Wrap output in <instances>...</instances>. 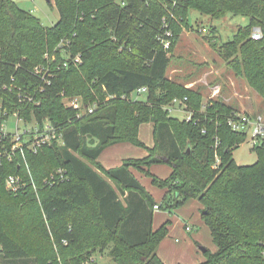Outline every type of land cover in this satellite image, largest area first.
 <instances>
[{
    "label": "trees",
    "instance_id": "obj_1",
    "mask_svg": "<svg viewBox=\"0 0 264 264\" xmlns=\"http://www.w3.org/2000/svg\"><path fill=\"white\" fill-rule=\"evenodd\" d=\"M173 2L55 0L60 19L48 28L14 0H0V103L8 115L49 123L63 136L37 154L27 152L26 162L21 157L4 161L0 256L5 264H87L110 246L113 264H164L157 251L171 221L153 230L155 200L131 168L169 190L160 209L177 210L190 200L203 204L202 219L217 251L206 250L200 264H264V142L253 149L256 164L238 165L233 152L247 136L227 125L236 111L217 100L204 107L200 91L168 77L179 34L194 29L193 12L211 21L242 16L248 24L223 45L214 25L200 35L264 99V0ZM163 18L175 35L168 50L159 41ZM256 26L263 38L254 41ZM64 40L69 46L62 52L56 47ZM140 88L148 89L147 101L131 98ZM19 94L33 102H21ZM64 97H81L86 106L96 102L98 108L79 117ZM185 98L193 112L190 122L165 109ZM150 123L153 149L139 139L140 126ZM120 143L145 148L149 156L104 170L96 160ZM5 149L9 141L0 142V152ZM159 164L172 167L167 180L144 170ZM60 169L68 179L45 187V179ZM10 175L33 178L38 192L28 187L9 193L5 178Z\"/></svg>",
    "mask_w": 264,
    "mask_h": 264
},
{
    "label": "rangeland",
    "instance_id": "obj_2",
    "mask_svg": "<svg viewBox=\"0 0 264 264\" xmlns=\"http://www.w3.org/2000/svg\"><path fill=\"white\" fill-rule=\"evenodd\" d=\"M14 1L19 8L31 13L40 20L45 27H54L60 19L59 11L57 7L54 6L55 0H50L51 5L47 0ZM190 19L194 25V29H186L179 34V41L171 55L172 60L168 70V77L176 83L184 84L185 88H187L186 84L196 82L194 88L187 89L200 91L203 96V102L205 99L209 104L216 100L222 101L236 112L243 111L255 117L260 115L264 119V99L262 96L249 86L246 79L238 77L229 64L224 62L220 54L204 40L202 35H200V29L206 28L209 30V28L214 25L218 36L221 38L220 45H223L234 38L240 25L245 26L248 24V19L242 16L232 17V15H228L224 20L211 21L210 18L202 17L196 12L191 14ZM56 48L59 49L60 45H57ZM66 54L63 56L67 58L69 54ZM40 67L46 70L45 66L40 65ZM205 74L208 76V82L202 80V76ZM219 83L223 86V96H225V99L222 96L215 97L216 95L213 93V97H211V99H213L210 102V100H208L210 88ZM234 83H236V90L238 92L244 88L246 89V93L234 95V93H232V89L235 87ZM72 98H63L65 106H68L69 100ZM132 98L144 102L148 97L146 95L137 96L134 94ZM172 116L179 120L186 118L184 113H176ZM14 121L15 119L13 117L10 118L9 131L14 130ZM233 157L240 166L254 165L258 160V156H256L249 138L233 152ZM163 212L168 213L170 211L163 210ZM110 248H112V246L105 252L96 253L92 259L94 263L91 260L87 262V264H113L109 253ZM0 264H3L2 257L0 258Z\"/></svg>",
    "mask_w": 264,
    "mask_h": 264
},
{
    "label": "crops",
    "instance_id": "obj_3",
    "mask_svg": "<svg viewBox=\"0 0 264 264\" xmlns=\"http://www.w3.org/2000/svg\"><path fill=\"white\" fill-rule=\"evenodd\" d=\"M202 78L203 81L208 82V76L206 74L203 75ZM195 83L186 84V87L194 88ZM234 86V89H232L234 95H242L243 93H246V89L244 88L238 92L236 90V83H234ZM223 92V86L220 83L212 86L209 91L208 100L211 102L213 99H211L213 93H215V97L222 96L225 99ZM208 104L209 103H207L205 99L203 102L204 107ZM176 113H184L186 116V113L182 111ZM139 129L140 141L145 144L148 149L155 148L156 140L153 123L143 124ZM148 156L149 152L145 148L136 145L134 146L130 143H120L105 148L96 161L104 170H114L120 168L126 161L144 160ZM144 170H148L151 175H154L161 180H167L172 175L173 171L172 167L168 164L153 165L150 169L145 168ZM130 172L134 175L135 179L141 183L144 189L147 190L148 194L154 198L155 205L159 207L163 206V203L168 197L169 190L154 186L153 180L145 175L144 171L131 168ZM99 174L103 176L101 172ZM106 179L109 181L108 178ZM120 197L123 199L122 195H120ZM154 210L152 219V227L154 231L160 229L168 221H171L167 238L161 242L157 251L164 264H200L206 260V250L216 253L217 247L214 244L210 229L202 219L204 210L203 204L197 200H190L185 203L182 208L168 213L163 212V209L156 210L154 208ZM189 226L191 227V231L187 230V227ZM201 247L205 249L206 252L202 251L200 249ZM3 264H5V262H3ZM16 264H26V262L21 261Z\"/></svg>",
    "mask_w": 264,
    "mask_h": 264
},
{
    "label": "built area",
    "instance_id": "obj_4",
    "mask_svg": "<svg viewBox=\"0 0 264 264\" xmlns=\"http://www.w3.org/2000/svg\"><path fill=\"white\" fill-rule=\"evenodd\" d=\"M173 3L176 6L177 0H174ZM171 18H173V14L171 15ZM162 20L163 25L159 41L163 45L164 49L168 50L172 45V40L174 39L175 35L172 31L171 22H169V20L166 18H163ZM200 32L203 34H208L209 30L202 28L200 29ZM251 38L254 41L261 40L263 38V32L260 27H256L252 30ZM68 46L69 43L67 41H62L60 44L62 52L63 49ZM80 62L81 57L77 56L74 59V63ZM64 66H68V62H64ZM147 93V88H140L134 92V94L137 96L147 95ZM18 96L21 102H24L25 100L33 102V98L29 95L19 94ZM62 96H64V94H62ZM186 101L187 98L183 100L175 99L165 109L170 114L181 111L185 112V120L190 122L193 119V112L187 109ZM68 107L76 110L79 117H83V115L93 114L98 108V103L90 102L88 106H86L84 99L81 97H74L69 100ZM12 117L15 119L13 123L14 130L9 131V121ZM227 125L230 126L232 131L245 134L247 139L249 138L252 142L253 149L259 147V145L264 142V119L260 115L255 117L245 112H234L228 117ZM62 138L63 136L59 131V128H56L49 123L40 125L36 121L25 122L19 113L8 115L0 103V142H10V149H5V151L0 152V173L5 164L4 161L12 162V160L15 158L21 157L26 162L27 152L37 154L44 146H50L55 142H61ZM5 179V188L11 194L18 195V193L26 191L28 187H32L36 192L39 190V187L36 185L33 178H31L30 182L29 180L26 181L21 176L16 175H10ZM66 179H68V177H66L64 170L60 169L56 175H52L45 179L44 186L53 187L60 181H65ZM2 181L3 179L0 175V186L2 185ZM155 209L159 210L160 207L155 205ZM187 230L191 231V227H187Z\"/></svg>",
    "mask_w": 264,
    "mask_h": 264
},
{
    "label": "water",
    "instance_id": "obj_5",
    "mask_svg": "<svg viewBox=\"0 0 264 264\" xmlns=\"http://www.w3.org/2000/svg\"><path fill=\"white\" fill-rule=\"evenodd\" d=\"M48 2H50V0H47ZM202 251L206 252L205 249H203L202 247L200 248Z\"/></svg>",
    "mask_w": 264,
    "mask_h": 264
}]
</instances>
